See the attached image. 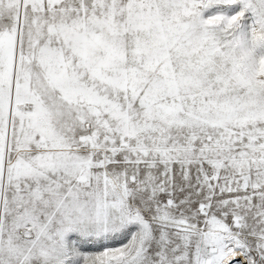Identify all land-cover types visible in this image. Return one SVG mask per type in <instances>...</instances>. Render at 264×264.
I'll return each instance as SVG.
<instances>
[{"label":"snow or ice","instance_id":"obj_1","mask_svg":"<svg viewBox=\"0 0 264 264\" xmlns=\"http://www.w3.org/2000/svg\"><path fill=\"white\" fill-rule=\"evenodd\" d=\"M0 264H264V0H0Z\"/></svg>","mask_w":264,"mask_h":264}]
</instances>
